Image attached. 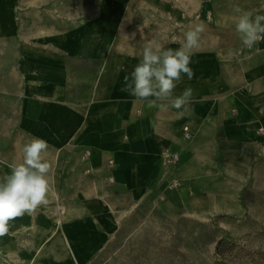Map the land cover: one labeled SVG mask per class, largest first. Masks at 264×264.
Here are the masks:
<instances>
[{"label":"crops","instance_id":"crops-1","mask_svg":"<svg viewBox=\"0 0 264 264\" xmlns=\"http://www.w3.org/2000/svg\"><path fill=\"white\" fill-rule=\"evenodd\" d=\"M28 1L0 0V176L39 137L50 191L10 221L0 264H84L169 181L196 188L216 168L218 131L242 141L264 129V40L241 56L235 30L241 14L264 15V0H112L74 26L30 24ZM196 26L193 78L173 90L191 89L188 105L150 107L121 90L148 42L175 50Z\"/></svg>","mask_w":264,"mask_h":264},{"label":"rangeland","instance_id":"rangeland-1","mask_svg":"<svg viewBox=\"0 0 264 264\" xmlns=\"http://www.w3.org/2000/svg\"><path fill=\"white\" fill-rule=\"evenodd\" d=\"M28 3L36 12L30 24L74 26L111 8L112 0ZM220 132L216 168L202 170L196 188L169 181L130 209L84 264H264V129L242 141H223Z\"/></svg>","mask_w":264,"mask_h":264},{"label":"clouds","instance_id":"clouds-1","mask_svg":"<svg viewBox=\"0 0 264 264\" xmlns=\"http://www.w3.org/2000/svg\"><path fill=\"white\" fill-rule=\"evenodd\" d=\"M237 13L239 7L234 8ZM243 47L252 48L264 40V15L241 14L235 24ZM202 26L184 34V43L178 49L164 50L157 40H152L143 49L142 59L134 67L130 77L124 78L121 89L139 101H147L150 107L167 106L181 109L191 102L192 90L186 89L179 97L173 95L176 82L182 74L189 80L194 72L189 67L191 52L198 47ZM49 145L39 137H32L22 148V162L9 163L10 172L0 176V237L8 234L10 221L31 214L39 206L46 204L50 191L47 174L50 164L45 160Z\"/></svg>","mask_w":264,"mask_h":264},{"label":"built area","instance_id":"built-area-1","mask_svg":"<svg viewBox=\"0 0 264 264\" xmlns=\"http://www.w3.org/2000/svg\"><path fill=\"white\" fill-rule=\"evenodd\" d=\"M251 49V48H250ZM249 48H245V47H243V45H242V47H241V50L244 52L245 50H250ZM260 132L262 131V128H259L258 129ZM184 131H185V128H184ZM89 155V152L88 151H86L85 153H84V157H87ZM176 154H173V155H170V156H168V159H167V163H170L171 162V160L172 159H176ZM111 162V161H110ZM169 185H170V187H176V186H178L179 185V182H178V180H176V179H172L171 181H170V183H169Z\"/></svg>","mask_w":264,"mask_h":264}]
</instances>
